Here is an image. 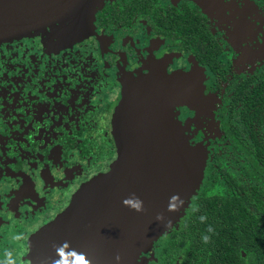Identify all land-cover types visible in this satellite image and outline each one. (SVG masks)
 Masks as SVG:
<instances>
[{"label": "flooded vegetation", "instance_id": "flooded-vegetation-1", "mask_svg": "<svg viewBox=\"0 0 264 264\" xmlns=\"http://www.w3.org/2000/svg\"><path fill=\"white\" fill-rule=\"evenodd\" d=\"M0 16L18 29L0 35V264H38L34 237L121 161L127 93L143 100L130 112L132 154L150 162L152 106H169L205 143L194 199L207 188L264 214V0H0ZM183 218L149 264L193 263ZM92 248L63 264H99L102 244Z\"/></svg>", "mask_w": 264, "mask_h": 264}, {"label": "water", "instance_id": "water-1", "mask_svg": "<svg viewBox=\"0 0 264 264\" xmlns=\"http://www.w3.org/2000/svg\"><path fill=\"white\" fill-rule=\"evenodd\" d=\"M7 22L10 19L0 16V35L18 30L5 29ZM185 79L182 95L191 101L193 94L186 91ZM140 103L126 94L119 115L126 121L124 132L129 138L125 136L122 141L121 161L87 183L69 207L34 237L35 263L51 264L59 262L58 258L62 264L66 258L81 261L90 254L87 250L102 244L99 264H140L141 254L152 249L175 225L178 227L186 215L191 197L198 194L203 184L205 149L192 145L184 128L176 126L172 114L164 110L157 113L161 131L156 130L158 138L151 141L157 147L150 162L132 154L134 128L130 125V112ZM137 127L143 131L142 126ZM134 155L146 164L134 167L139 163ZM138 204L143 211L136 210Z\"/></svg>", "mask_w": 264, "mask_h": 264}, {"label": "trees", "instance_id": "trees-1", "mask_svg": "<svg viewBox=\"0 0 264 264\" xmlns=\"http://www.w3.org/2000/svg\"><path fill=\"white\" fill-rule=\"evenodd\" d=\"M259 209L245 206L241 196L203 189L179 228L178 238L187 245L192 264H264V214ZM205 235L208 243L202 239Z\"/></svg>", "mask_w": 264, "mask_h": 264}, {"label": "rangeland", "instance_id": "rangeland-1", "mask_svg": "<svg viewBox=\"0 0 264 264\" xmlns=\"http://www.w3.org/2000/svg\"><path fill=\"white\" fill-rule=\"evenodd\" d=\"M192 75H193V73L192 72H189V77H191L192 78ZM186 91H188V92H191L192 93V91H193V87L192 86H190V89H188V90H186ZM183 96V95H182ZM154 109V111H156L157 113H161L162 111H164V110H168L171 114H172V112H171V109H170V107L169 106H167L166 107V109H164V107L163 106H161V104H156L155 106H152ZM173 120H174V124L176 125V126H178V127H180V124H179V122H178V120H177V118L174 116V118H173ZM187 135V134H186ZM188 136V135H187ZM188 139H189V141H190V143L192 144V145H194V146H199V147H201L202 149H205V152H206V155H207V151H206V147H205V143L204 142H192L191 140H190V138H189V136H188ZM206 161H207V158H206ZM206 166H207V164H206ZM205 170H206V168H205ZM204 177H205V175H204ZM201 187H202V185H201ZM225 189V187H224V184H223V182L222 181H220L218 184H217V186H215L214 187V189H213V191H215V192H221V191H223ZM200 190V189H199ZM199 192V191H198ZM196 195H193L192 197H191V204H190V207H191V205H192V202H193V199H194V197H195ZM189 207V208H190ZM188 208V209H189ZM188 209H187V211H188ZM187 211H186V214H187ZM175 227H177L176 225L173 227V228H175ZM172 228V229H173ZM171 229V230H172ZM155 245V244H154ZM155 249H154V246H153V248L152 249H150L149 251H147V252H144L143 254H141V256L139 257V262H140V264H149V258L150 259H154L155 258V251H154ZM91 256H96L97 258H99V252H96V253H93ZM91 256H89L88 258H89V260H90V257ZM84 260H86V257L85 256H83V259L80 261L81 263H83V261ZM149 260V261H148Z\"/></svg>", "mask_w": 264, "mask_h": 264}, {"label": "clouds", "instance_id": "clouds-1", "mask_svg": "<svg viewBox=\"0 0 264 264\" xmlns=\"http://www.w3.org/2000/svg\"><path fill=\"white\" fill-rule=\"evenodd\" d=\"M136 210H137V211H143V208H142L141 205L138 204V205L136 206ZM157 218L160 219V218H161V215L158 214ZM204 219H205V217H201V220H202V221H203ZM208 231L211 232V231H213V229L209 228ZM202 239H203L204 243H208L209 240H210V237H208V236L205 235ZM116 259L119 260L120 257L117 256ZM5 264H14V262H13L12 260H8V261L5 262Z\"/></svg>", "mask_w": 264, "mask_h": 264}]
</instances>
